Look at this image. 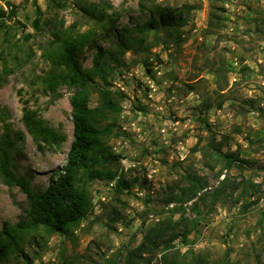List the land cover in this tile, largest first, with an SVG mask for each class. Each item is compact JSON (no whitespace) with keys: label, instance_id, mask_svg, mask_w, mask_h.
Listing matches in <instances>:
<instances>
[{"label":"rangeland","instance_id":"1","mask_svg":"<svg viewBox=\"0 0 264 264\" xmlns=\"http://www.w3.org/2000/svg\"><path fill=\"white\" fill-rule=\"evenodd\" d=\"M89 1L116 17L117 30L149 18L140 0ZM159 2L172 9L190 6V20L181 28H162L158 37L151 32L150 51L127 53L126 66L108 77L111 88L126 95L121 112L104 113L101 119L102 126L113 128L106 142L123 157L119 177L83 185L93 211L69 236L44 228L23 233L24 255L1 264H126L146 232L167 219L189 230L187 243L179 238L171 250L146 254L139 264L175 258L180 264L195 258L206 264H264V172L227 169L217 151H238L254 168L264 165V0ZM36 6L45 24L55 22L73 36L96 31L103 48H110L112 40L104 39L100 25L82 17L73 0L66 7L50 0H0V72L8 70L0 110L14 140L13 167L44 191L53 172L67 162L74 126L72 90L62 86L57 99L42 91L41 79L49 69L42 48L51 35L35 30ZM214 13L222 23L211 30ZM168 32L179 34L180 42ZM96 53L84 49L85 69L94 67ZM147 59L150 74L143 64ZM25 100L64 135L59 146L38 150L22 122ZM90 104H102L96 89ZM4 132L0 117V140ZM120 180L126 187L118 186ZM28 213L26 194L0 179V230L5 223L27 219Z\"/></svg>","mask_w":264,"mask_h":264},{"label":"trees","instance_id":"2","mask_svg":"<svg viewBox=\"0 0 264 264\" xmlns=\"http://www.w3.org/2000/svg\"><path fill=\"white\" fill-rule=\"evenodd\" d=\"M69 0H50L57 7H66ZM78 12L87 19L100 25L106 38H111L110 48H103L98 43L96 31L89 30L83 34L73 36L63 30L55 22L44 23L43 11L36 6L37 18L34 28L37 32L50 31L51 38L42 48V57L49 65L48 71L41 79L43 93L53 99L60 97V88L66 86L72 90L70 104L72 107L73 142L66 164L58 168L50 177V184L44 191H37L27 175L20 174L13 167L11 148L14 140L10 125L6 121V114L0 110L1 121L5 132L0 140V179L10 187L16 186L26 194L29 201L28 218L15 224L5 223L0 230V264L3 260L24 255L21 245V235L44 228L50 234L69 236L71 230L80 226L88 219L93 211L92 199L83 185L96 180L114 182L119 177V165L123 157L112 151L105 138L111 135V125L102 126L101 119L104 113H119L122 110L121 100L126 95L121 91L113 90L108 80L116 69L126 66V54L148 53L153 46L149 43V35L154 32L158 37L162 28H181L190 20L192 8L185 6L181 9H172L159 0H140L139 8L148 13L147 21L140 25L117 30L116 17L109 15L98 8V5L89 0H73ZM222 13L226 11L220 9ZM3 18V14L0 16ZM222 17L212 14L209 20L210 28L221 25ZM49 25V26H48ZM180 42V35L168 32ZM159 38H155L158 43ZM86 47L94 48L97 53L94 57L95 65L92 69H85L81 64V54ZM150 74L149 60L143 62ZM248 70L244 68V71ZM8 70L0 72V88L5 82ZM96 89L100 94L101 106H91V94ZM22 122L32 136L38 150L45 151L59 146L65 139L59 129L48 125L30 107V102H23ZM22 137V134H20ZM219 154L226 161L227 169L238 167L241 169L263 171L264 165L254 168L253 162L244 159L238 151L223 152L217 148ZM127 182L120 180L118 186L126 187ZM186 194V190H184ZM174 200V198H171ZM189 230L182 228L179 222L173 219L164 220L151 227L145 234L143 242L128 253L126 264H139L144 255L152 254L162 248L171 250L173 243L181 238L187 243ZM166 259V258H165ZM189 264H206L203 259ZM145 261V260H144ZM180 264L175 258L170 263ZM218 264H236L228 260Z\"/></svg>","mask_w":264,"mask_h":264},{"label":"built area","instance_id":"3","mask_svg":"<svg viewBox=\"0 0 264 264\" xmlns=\"http://www.w3.org/2000/svg\"><path fill=\"white\" fill-rule=\"evenodd\" d=\"M150 87L153 88V85H151Z\"/></svg>","mask_w":264,"mask_h":264}]
</instances>
